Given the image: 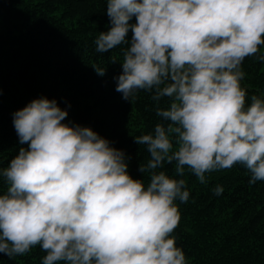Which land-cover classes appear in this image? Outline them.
<instances>
[{
	"label": "clouds",
	"instance_id": "obj_1",
	"mask_svg": "<svg viewBox=\"0 0 264 264\" xmlns=\"http://www.w3.org/2000/svg\"><path fill=\"white\" fill-rule=\"evenodd\" d=\"M106 5L110 27L95 50L123 46L115 90L131 103L151 93L160 118L134 137L149 154L138 167L148 182L129 174L123 150L66 123L68 111L55 99H34L13 113L27 147L0 168V253L11 259L39 246L42 264H188L173 235L176 202L190 196L186 171L206 184L207 173L242 165L250 184L264 181V94L249 97L241 85L244 60L264 62V0ZM166 164H174L173 176Z\"/></svg>",
	"mask_w": 264,
	"mask_h": 264
},
{
	"label": "trees",
	"instance_id": "obj_2",
	"mask_svg": "<svg viewBox=\"0 0 264 264\" xmlns=\"http://www.w3.org/2000/svg\"><path fill=\"white\" fill-rule=\"evenodd\" d=\"M109 27L106 0H0V168L27 147L19 143L13 113L46 97L68 111L66 123L90 127L123 150L129 174L147 184L138 167L149 154L134 137L152 131L160 118L151 93L140 91L131 103L115 90L123 46L98 53L94 44ZM242 69L249 97L264 94V62L247 57ZM164 170L173 176L174 164ZM182 178L190 196L176 202L181 220L173 235L188 264H264V181L250 184L242 165L207 173L206 184L187 171ZM217 185L224 188L219 196ZM44 255L39 246L11 259L0 253V264H42Z\"/></svg>",
	"mask_w": 264,
	"mask_h": 264
}]
</instances>
